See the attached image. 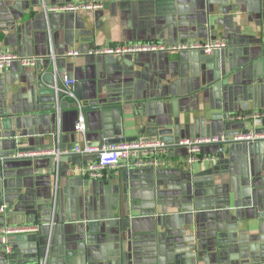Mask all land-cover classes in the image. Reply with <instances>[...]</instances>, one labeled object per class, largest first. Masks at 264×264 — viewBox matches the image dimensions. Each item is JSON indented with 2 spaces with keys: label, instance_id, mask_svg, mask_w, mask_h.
<instances>
[{
  "label": "crops",
  "instance_id": "1",
  "mask_svg": "<svg viewBox=\"0 0 264 264\" xmlns=\"http://www.w3.org/2000/svg\"><path fill=\"white\" fill-rule=\"evenodd\" d=\"M88 2L102 8L48 16L43 9ZM49 37L59 82L67 74L75 79L74 93L89 115L90 145L160 139L148 130L153 121L170 119L181 137L191 138L195 122L204 116L210 123L213 114L223 115L220 129L228 124L232 133L264 134V117L249 118L264 111V0H0V53L40 58L35 67L13 63L0 72V112L15 115L12 127L0 129L1 201L8 203L0 235L6 227L37 229L11 235V255L22 258L46 240L35 234L51 210V224L59 223L64 238L48 264H118L124 256L126 264H184L191 255L194 264H205V257L213 264H264V140L231 144L217 161L210 159L217 147L206 145L193 164L179 149L152 166L90 179L82 170L97 155L75 153L85 139L75 131L74 103H62L60 134L55 93L28 109L36 76L54 73ZM209 40H225L228 48L210 58L199 50L86 55L117 44ZM75 50L84 55L66 57ZM252 63L249 80L243 70ZM11 147L60 155L13 159L19 152H8Z\"/></svg>",
  "mask_w": 264,
  "mask_h": 264
},
{
  "label": "built area",
  "instance_id": "2",
  "mask_svg": "<svg viewBox=\"0 0 264 264\" xmlns=\"http://www.w3.org/2000/svg\"><path fill=\"white\" fill-rule=\"evenodd\" d=\"M102 8V5L97 2H88L81 4H62V5H43V9L48 16L49 13H79L82 11H94ZM48 32L50 35V27L48 25ZM50 49L48 57L51 59L54 66V74L58 75L57 60L53 49L52 37H49ZM228 48V43L225 40H209V41H182L176 44H168L165 42L152 41V42H135L127 44H117L108 47L97 48L89 51L86 55L97 56H116L122 57L126 55H139L143 53H166V52H180V51H202L206 55H212L215 52L222 51ZM84 55L79 51H69L66 57H78ZM40 61L39 57H25L18 55L15 52H1L0 53V70L8 69L13 63H18L22 67L31 68L35 67ZM75 80L69 79L66 75L62 77V82H56L54 85L55 91V111L58 116L59 134L61 127V115H62V103L64 100L73 102L76 106L79 117L75 124V131L82 135L85 139L83 147L77 146L75 153L78 155H97V159L89 163L82 170L86 176L90 179L98 180L104 179L106 174L110 171H116L119 169H134L144 168L149 165H153L159 157L166 156L172 150L184 149L187 152V161L189 164H193L200 161L202 149L206 145H215L217 152L215 156H212L213 161H217L221 158V155L225 153L226 148L231 144L236 143H253L255 141L264 140V134L248 133L238 134L235 136H210V137H195V138H183L177 143H167L161 139L155 140H135L125 141L119 144L93 146L86 141L87 134V117L82 101L74 93ZM259 120L264 117V111L255 113L249 118ZM58 134V138L59 135ZM59 151H28L20 152L13 155V159L17 158H37L41 156H55L59 158ZM206 160V159H204ZM4 158L0 156V180L4 178L3 172ZM8 206L3 205L0 208V212L6 213ZM37 231L36 227L23 228V227H6L2 229L0 235V242L5 246L6 255L12 254V247L9 243V237L14 234L34 232ZM51 239V237H50ZM49 249L46 256L41 262H23L12 264H48Z\"/></svg>",
  "mask_w": 264,
  "mask_h": 264
},
{
  "label": "water",
  "instance_id": "3",
  "mask_svg": "<svg viewBox=\"0 0 264 264\" xmlns=\"http://www.w3.org/2000/svg\"><path fill=\"white\" fill-rule=\"evenodd\" d=\"M119 2H122V0H119ZM120 4L121 3H119V5ZM48 20H49V18H48ZM204 55L207 58L211 57V56H208L206 54H204ZM256 66L257 65H254V63H252L251 65L246 66L245 69L243 70V74H245L249 80L253 79V71H254V67H256ZM238 68L241 69V68H244V67L239 66ZM9 69L10 68L3 69V70H0V72H5V71H7ZM231 71H234V69H230V72ZM66 76L69 79H74L73 77H71L68 74ZM262 76H263V74H262ZM256 78L258 80H260L261 77L257 76ZM219 79H220V77L217 78V80H219ZM34 81L37 82V85L35 86V89L33 90L31 98H30L31 99L30 100V104L31 105L28 107L29 110H32L33 108H35V110H37L39 108L38 103L40 101V97H42L44 94H49V95L52 94L53 95V93H55L54 85H55L56 82H59V77L57 76V74L52 73V74H48V75H46L44 77L36 76V79ZM44 84H48L49 88H45L46 85H44ZM212 92H213V90H212ZM73 107L75 108L76 113H77V117H76V122H77L78 117H79V112H78V110H77L75 105ZM11 113L12 112L10 110L9 111L0 112V129H2V128L8 129L9 127L13 126V122L15 121V119H12V117L15 118V115H11ZM8 115H10V116H8ZM86 117H87V128H88V120H89L88 117H89V115H88L87 112H86ZM20 119H22V118H20V117L17 118L18 123H19ZM223 119L224 118H223L222 114H213L212 117H211L210 123L206 124V122L204 121L205 117L202 116L201 118H199L195 122L196 135H193V136H190V137L191 138H195V137H210L212 135H214V136L217 135V136L222 137L220 134H218V132H220V131H222V133L225 134L223 136H227V137L235 136V135H238V134H248L250 132L247 128H245L244 131H242V132L232 133L230 131V128H229L228 124H225V126H223V124H222V128L220 129V125H219L220 122L219 121L223 120ZM153 122L155 124L152 123L151 127H150L151 129L148 130V133L151 134L150 136L152 138H160L162 141H165L167 143H174V142L177 143L183 138V137H181V130H180L181 128L177 126V124H176L174 119L168 120L165 125L163 123H160V122L159 123L155 122V121H153ZM175 131H176L177 136H173L172 135L173 132H175ZM1 137L4 138V139H7V138L14 139L16 137V135L15 134L14 135L13 134L12 135H8V136L2 135ZM19 137H22V136H18V138ZM147 140H149V139H147ZM123 142H125V139L115 138V139H109V140L105 141L104 144L112 145V144H119V143H123ZM0 145H1V143H0ZM14 145H16V144H14ZM35 150L36 149H34V148H19V149L15 150V149H13V147H11L8 152H11V153L15 154L16 152L20 153V152H23V151L28 152V151H35ZM177 150H179V149H177ZM3 152L6 153V151H0V155L4 154ZM0 185H1V183H0ZM1 200L2 201L6 200V197L3 194H1V190H0V202H1L0 203V208H1V206H3ZM7 204L8 203H6V205ZM49 212L51 213L50 216H48V217H50V219L45 221L44 222V226H43L44 228L41 226L40 229L38 230V234H35V235H37L36 240H37L39 235L42 236L44 234L46 236V240L45 239L44 240L41 239L39 244H37L34 247H32L29 252H25V254H24L25 256L22 257V258H19V259L14 258L13 255H9L8 256L4 252L3 253L4 264L23 263V262H31V261L33 262V261H38V260H39L38 262H41L44 259V257L46 256V254H47L49 245H50L49 257H51V258L53 256L55 247L57 245L62 247V243H63V238L64 237L59 235L60 231H62V228H61V226L59 225V223L57 221H54L55 225H54V223H53V225L51 224L52 219H55V217L52 218V216L55 215V214L53 213V215H52L51 210ZM60 221H62V220H60ZM129 222H131V221L129 220ZM123 224L126 225V226L130 225V224H128V222H124V221H123ZM0 228H1V226H0ZM50 237H51V239H50ZM26 239H30V238H26ZM78 245H80V247H81L80 242L78 243ZM1 247H2V249H5V246H1ZM133 256L135 257L136 255L134 254ZM191 257H192V255L189 257L188 260H186L184 262V264H194V263H192L190 261ZM136 259L141 262L140 255H137ZM204 261H205V264H213V263L210 262V260L207 257L204 258ZM200 262H201V260H200ZM121 263L122 264L123 263L126 264V256L122 257V259L119 260L118 264H121ZM133 263H134L133 259H130V263L129 264H133ZM216 264H228V263L223 262V261L220 260V262H217Z\"/></svg>",
  "mask_w": 264,
  "mask_h": 264
}]
</instances>
